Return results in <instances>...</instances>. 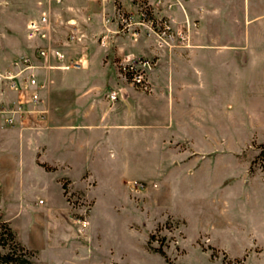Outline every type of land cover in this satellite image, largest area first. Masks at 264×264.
<instances>
[{"label": "rangeland", "instance_id": "374dc122", "mask_svg": "<svg viewBox=\"0 0 264 264\" xmlns=\"http://www.w3.org/2000/svg\"><path fill=\"white\" fill-rule=\"evenodd\" d=\"M49 2L53 42L83 63L41 68L43 101L22 124L0 128V221L32 250L31 264H264V0H0V69L30 53L26 21ZM67 3L79 17L72 42L59 18ZM141 11L146 19L138 23ZM121 15L133 23L123 27ZM162 20L176 36L159 45ZM116 45L135 55L117 57ZM139 57L153 62L144 82L120 68ZM89 70L142 91L171 79L200 83L194 100L182 95L185 107L170 106L175 117L186 116L189 133L158 134L160 150L152 154L163 160V173L156 180L116 189L101 183L95 196L92 179H58L57 167L43 160L55 137L47 95L86 80ZM48 153L57 157V147ZM141 168L136 175H148L155 164L143 155Z\"/></svg>", "mask_w": 264, "mask_h": 264}, {"label": "crops", "instance_id": "0c3cea01", "mask_svg": "<svg viewBox=\"0 0 264 264\" xmlns=\"http://www.w3.org/2000/svg\"><path fill=\"white\" fill-rule=\"evenodd\" d=\"M120 3L124 5L125 0ZM67 4L68 9L59 15L61 25L67 29L74 26L78 33L79 17L75 9ZM59 45L62 47L64 44ZM114 53L117 57L135 55L133 51L120 45L114 47ZM70 56L78 57L83 63L84 56L73 53ZM103 70L105 71L104 67L101 68V71ZM94 71L96 70L87 72L91 77L86 80H69V83L59 85L57 92L52 91L46 96L51 108L47 119L57 123L50 125L48 121L47 127L55 137L43 152V160L57 167L58 179L64 177L78 183L92 179L96 183L93 190L95 196L101 183L116 189L138 178L156 180L163 173V160L159 162L158 157L152 154V150H155L158 156L160 150L158 134L189 133L183 129L187 125L190 126L189 122H185L186 116L180 112L181 114L175 117L173 112L170 113V106L185 107L181 101L182 95L187 94L190 101L194 100L196 92L192 91L200 83L192 80H181L177 83L171 79L166 80L164 84L151 82V88L142 91L120 79L108 78L107 74L105 77L95 78ZM44 72L39 70V74L43 73L48 82ZM111 92H115L118 98L111 100ZM53 101L57 102L55 110ZM192 112L190 111L188 116L196 120L197 112L191 114ZM42 123L39 125H45L44 121ZM193 124L199 125L198 122L191 123ZM0 128H4L1 117ZM143 134L146 142L142 145ZM51 146L57 147V157L48 159ZM143 155L146 164H155V168L150 170L148 175H136L139 174L136 172L137 168L142 169ZM41 204L38 207L47 208Z\"/></svg>", "mask_w": 264, "mask_h": 264}, {"label": "built area", "instance_id": "2783aa9c", "mask_svg": "<svg viewBox=\"0 0 264 264\" xmlns=\"http://www.w3.org/2000/svg\"><path fill=\"white\" fill-rule=\"evenodd\" d=\"M181 1L171 0L167 5L179 3L183 6ZM48 5L49 8L42 10L37 17L29 18L26 22V35L32 42L30 53L20 56L9 67L0 69V117L4 126L22 124L30 112V106H36L43 101L41 91L46 88L48 82L43 75L39 74L41 68L68 70L81 65V60L67 55L57 42H53L50 2ZM140 14L142 20L138 23L146 19L145 11H141ZM150 20L153 22L154 18ZM120 23L124 27L131 25L133 21L130 17L121 15ZM157 34L160 39L159 45L168 44V40H173L176 36L168 20H162V27ZM104 37L100 38L102 43L105 41ZM76 38V28L70 27L66 42H72ZM50 59H53V63H49ZM152 63V59L148 57H139L126 60L120 68L124 74L129 73L132 81L144 82L145 71L151 68ZM6 92H13L15 98H6ZM110 97L116 98V93L112 92Z\"/></svg>", "mask_w": 264, "mask_h": 264}, {"label": "trees", "instance_id": "16d2710c", "mask_svg": "<svg viewBox=\"0 0 264 264\" xmlns=\"http://www.w3.org/2000/svg\"><path fill=\"white\" fill-rule=\"evenodd\" d=\"M32 250L16 237L8 221H0V264H31Z\"/></svg>", "mask_w": 264, "mask_h": 264}]
</instances>
